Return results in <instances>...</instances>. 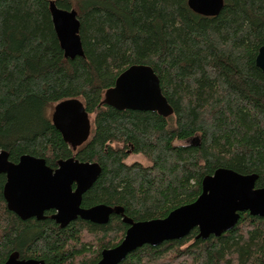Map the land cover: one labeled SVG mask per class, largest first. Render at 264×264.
<instances>
[{"label": "trees", "instance_id": "obj_1", "mask_svg": "<svg viewBox=\"0 0 264 264\" xmlns=\"http://www.w3.org/2000/svg\"><path fill=\"white\" fill-rule=\"evenodd\" d=\"M51 1L78 11L84 56H65ZM262 45L264 0H224L215 15L189 0H0V149L13 162L23 154L52 167L70 157L98 162L82 206L124 209L105 224L77 218L62 227L52 211L23 220L7 205L0 173V264L12 252L48 264H95L123 240L124 215L164 218L194 202L203 179L221 167L255 173L256 187H264ZM133 64L153 67L171 115L103 103ZM73 100L92 117L86 139L65 140L53 123L50 109ZM134 154L148 163L127 162ZM198 233L146 244L119 264H264L262 216L242 212L220 237Z\"/></svg>", "mask_w": 264, "mask_h": 264}, {"label": "water", "instance_id": "obj_2", "mask_svg": "<svg viewBox=\"0 0 264 264\" xmlns=\"http://www.w3.org/2000/svg\"><path fill=\"white\" fill-rule=\"evenodd\" d=\"M223 1L189 0V4L200 13L215 15ZM50 11L65 56L71 59L84 56L78 11L60 8L55 1H51ZM256 64L264 73V45L258 50ZM103 103L119 110L154 111L163 116L174 112L163 93L160 77L148 64H133L120 73L114 86L106 91ZM52 120L65 140L72 141L73 136L82 134L84 139L89 136V114L79 100L57 105ZM0 173L6 175L4 197L7 205L23 220H43L47 217L46 211L55 210L53 219L66 227L77 218L105 224L113 213H124L123 207L104 203L82 206L84 193L101 173L98 162L70 157L60 160L54 169L44 157L23 154L13 162L8 153L0 149ZM257 179L255 173L244 174L221 167L203 179L202 193L194 202L172 210L164 218L134 221L124 215L128 229L123 240L115 247L104 249L95 264H119L139 247L182 239L195 228L198 238L220 237L237 226L242 212L264 217V187H256ZM5 264L48 263L42 259L20 258L18 252H12Z\"/></svg>", "mask_w": 264, "mask_h": 264}, {"label": "rangeland", "instance_id": "obj_3", "mask_svg": "<svg viewBox=\"0 0 264 264\" xmlns=\"http://www.w3.org/2000/svg\"><path fill=\"white\" fill-rule=\"evenodd\" d=\"M54 112V108H51L50 109V114L52 115ZM89 120L90 122L92 121V117L90 116L89 117ZM134 161H141L143 162L144 164H147L148 161L143 157L141 156L140 154H134V155H131L128 159H127V162L131 163V162H134Z\"/></svg>", "mask_w": 264, "mask_h": 264}, {"label": "flooded vegetation", "instance_id": "obj_4", "mask_svg": "<svg viewBox=\"0 0 264 264\" xmlns=\"http://www.w3.org/2000/svg\"><path fill=\"white\" fill-rule=\"evenodd\" d=\"M55 111V110H54ZM54 113V112H53ZM89 130H90V128H89ZM81 144V143H80ZM81 145H78L77 147H80ZM52 167V166H51ZM58 167V164H57V166H55V167H53L54 169H56ZM52 211V216H53V214L56 212L55 210H49V211H46V216H47V213H49V212H51ZM53 218V217H52ZM37 219V218H36Z\"/></svg>", "mask_w": 264, "mask_h": 264}]
</instances>
